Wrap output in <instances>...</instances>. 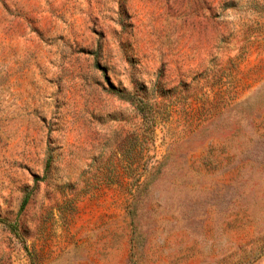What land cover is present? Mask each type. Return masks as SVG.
<instances>
[{"label":"rangeland","instance_id":"374dc122","mask_svg":"<svg viewBox=\"0 0 264 264\" xmlns=\"http://www.w3.org/2000/svg\"><path fill=\"white\" fill-rule=\"evenodd\" d=\"M0 264H264V0H0Z\"/></svg>","mask_w":264,"mask_h":264},{"label":"trees","instance_id":"16d2710c","mask_svg":"<svg viewBox=\"0 0 264 264\" xmlns=\"http://www.w3.org/2000/svg\"><path fill=\"white\" fill-rule=\"evenodd\" d=\"M25 202H26V199L23 201V205L25 204Z\"/></svg>","mask_w":264,"mask_h":264}]
</instances>
